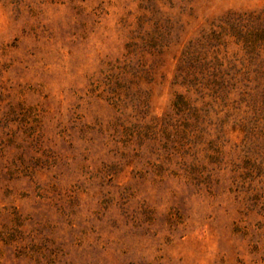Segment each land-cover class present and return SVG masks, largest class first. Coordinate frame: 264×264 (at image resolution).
Masks as SVG:
<instances>
[{
  "label": "rangeland",
  "instance_id": "rangeland-1",
  "mask_svg": "<svg viewBox=\"0 0 264 264\" xmlns=\"http://www.w3.org/2000/svg\"><path fill=\"white\" fill-rule=\"evenodd\" d=\"M263 11L0 0V264H264Z\"/></svg>",
  "mask_w": 264,
  "mask_h": 264
},
{
  "label": "trees",
  "instance_id": "trees-1",
  "mask_svg": "<svg viewBox=\"0 0 264 264\" xmlns=\"http://www.w3.org/2000/svg\"><path fill=\"white\" fill-rule=\"evenodd\" d=\"M232 16L235 17V14L228 16V20L234 19ZM234 20H238V23L233 25L234 36L244 43L249 53L257 51L261 42L264 41V11L259 14L245 13L237 16V19ZM261 25H263L262 29L260 28Z\"/></svg>",
  "mask_w": 264,
  "mask_h": 264
}]
</instances>
